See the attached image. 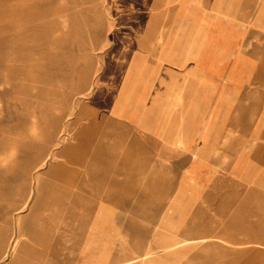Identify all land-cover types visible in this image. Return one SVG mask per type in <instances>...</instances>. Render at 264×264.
I'll return each instance as SVG.
<instances>
[{
    "label": "rangeland",
    "instance_id": "obj_1",
    "mask_svg": "<svg viewBox=\"0 0 264 264\" xmlns=\"http://www.w3.org/2000/svg\"><path fill=\"white\" fill-rule=\"evenodd\" d=\"M0 264H264V0H0Z\"/></svg>",
    "mask_w": 264,
    "mask_h": 264
},
{
    "label": "crops",
    "instance_id": "obj_2",
    "mask_svg": "<svg viewBox=\"0 0 264 264\" xmlns=\"http://www.w3.org/2000/svg\"><path fill=\"white\" fill-rule=\"evenodd\" d=\"M122 106L123 102L118 100L114 105V113H122ZM133 158L134 157L132 156V152L123 153L120 151L119 153L117 151H114V153L109 154L106 159H103L101 153L93 152L91 157L86 155L84 158L75 161L72 156L68 154L66 156V164L61 165L68 166L70 175L68 176L69 181L66 182H69L71 186H75V188H96L99 192L98 194L101 195L102 190L107 191V193H112L115 192V188H119L117 175H119V171L121 170H123L125 176H127V184L126 186L122 185V188H131L130 185H132V180L135 175ZM78 173L79 178L77 181H74V178H77L76 176ZM54 174L53 171L41 173L37 178L34 206V216L36 217L39 215H37V211L40 207H42L43 205L48 206L47 203L44 202V199H50V205L54 206V190L55 188H60V186H55V182H53L55 179L51 178V176H53ZM57 176L58 175H56L55 178ZM39 190H41L40 192L42 196L37 199V194ZM99 195H97L98 198L100 197ZM99 199H101V197ZM48 210L52 211V208L50 207ZM34 216L31 219L30 223L27 222V220L24 221L23 219L19 222V234L25 236L28 240L37 239L40 232V227L37 222L38 220ZM201 236L203 238L208 237L204 235ZM217 238L224 242H235L238 240L236 235L228 234L225 236H218Z\"/></svg>",
    "mask_w": 264,
    "mask_h": 264
},
{
    "label": "bare ground",
    "instance_id": "obj_3",
    "mask_svg": "<svg viewBox=\"0 0 264 264\" xmlns=\"http://www.w3.org/2000/svg\"><path fill=\"white\" fill-rule=\"evenodd\" d=\"M79 151V150H78ZM61 190V189H60ZM41 191V190H40ZM58 191V190H57ZM56 194H59L58 192H56ZM63 194V193H62ZM37 199H39V195L37 196ZM63 200V198L61 199V198H56L54 201V203H55V205H56V207L58 208V210H62L63 209V206H64V201H62ZM62 201V202H61ZM25 245H27L26 243H24ZM24 245V246H25ZM22 247H23V245H22ZM18 252H19V250H18Z\"/></svg>",
    "mask_w": 264,
    "mask_h": 264
}]
</instances>
